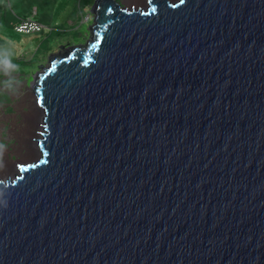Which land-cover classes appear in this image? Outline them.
I'll return each mask as SVG.
<instances>
[{"label": "water", "instance_id": "water-1", "mask_svg": "<svg viewBox=\"0 0 264 264\" xmlns=\"http://www.w3.org/2000/svg\"><path fill=\"white\" fill-rule=\"evenodd\" d=\"M98 2L32 78L0 264H264V0Z\"/></svg>", "mask_w": 264, "mask_h": 264}, {"label": "rangeland", "instance_id": "rangeland-1", "mask_svg": "<svg viewBox=\"0 0 264 264\" xmlns=\"http://www.w3.org/2000/svg\"><path fill=\"white\" fill-rule=\"evenodd\" d=\"M5 1L7 0H0V5ZM8 1L15 15L22 17L27 12L28 15L31 14L29 18L42 19L45 22L51 17V26L58 28L55 36L49 35L46 40L45 33L24 35L0 26V38L4 40L0 46V153L6 152V156L0 155V164L7 159L15 164L18 171L19 165L30 163L21 164L22 158L17 154L20 142L16 131L18 132L19 125H23V113L30 110L29 107L23 106L22 102L34 92L32 78L40 67L47 65L48 59L59 53L62 48L86 44L95 15L91 13L92 5L83 9L82 0ZM143 1L125 0V3L141 4ZM13 62L17 63L12 65ZM1 170L0 167V172ZM15 175L16 172L10 177ZM7 178L9 176L5 174L0 175V180Z\"/></svg>", "mask_w": 264, "mask_h": 264}, {"label": "bare ground", "instance_id": "bare-ground-1", "mask_svg": "<svg viewBox=\"0 0 264 264\" xmlns=\"http://www.w3.org/2000/svg\"><path fill=\"white\" fill-rule=\"evenodd\" d=\"M98 1L99 0H95L94 4L92 5L91 13L95 15V20L92 23L91 27L89 28L90 38L87 41V43L95 40L94 27L98 25V22L96 21L98 18L97 11L99 10ZM113 1L115 2V4L119 5L120 10H123L126 13H133L134 10L135 12H139V14L142 15L143 13L147 14L149 12V9L151 8V4L149 0H144L141 4L135 3L131 5L125 3V0H120L121 2L117 0H113ZM182 1L183 0H168V4L171 6H177ZM139 8H141L140 11ZM78 46L64 47L57 54L71 50ZM57 54H54L52 56H55ZM28 99L30 100L29 102ZM22 104L23 106L29 107L30 110L28 112L23 113V125H19L18 126L19 130L18 132L16 131L17 134L16 136L20 142V148L19 150H17V154H19L20 157L22 158L21 164L23 162L25 163L32 162L39 153L37 141H38V132L40 131V123H41L40 121L41 111L39 105L37 104V98L34 92H31L26 98H24ZM0 155L6 156V152H2L0 153ZM0 167L2 169L0 175L5 174L10 177L12 174H15V172L17 174V168L15 164L9 162L7 159L5 160L4 163L0 164Z\"/></svg>", "mask_w": 264, "mask_h": 264}, {"label": "trees", "instance_id": "trees-1", "mask_svg": "<svg viewBox=\"0 0 264 264\" xmlns=\"http://www.w3.org/2000/svg\"><path fill=\"white\" fill-rule=\"evenodd\" d=\"M95 2V0H82L81 1V4L83 5V9H85L87 6H91L93 5ZM12 9L13 7L10 5L9 6V1H5L4 3H2L0 5V11L3 12V17L0 18V26H3L5 27V29H8L10 31H14V26L16 24H18L20 21L22 20H26L29 18V16L31 15H28L27 12H26V15L24 16H17L15 15L13 12H12ZM38 13V12H37ZM51 17L49 18V20H47L48 22H45L44 20H40L38 19V21L40 23H42L43 25L45 24L46 27H48L50 29V31L48 33H45V39L47 40L48 37L50 36H55L54 34L57 33L58 31V28L57 27H52L50 26L52 24V21H51ZM2 28V27H0ZM15 32V31H14ZM50 35V36H49ZM4 43V40L3 38H0V46ZM22 60V59H20ZM15 63L17 62H13L12 65H15Z\"/></svg>", "mask_w": 264, "mask_h": 264}, {"label": "built area", "instance_id": "built-area-1", "mask_svg": "<svg viewBox=\"0 0 264 264\" xmlns=\"http://www.w3.org/2000/svg\"><path fill=\"white\" fill-rule=\"evenodd\" d=\"M14 31L24 35L43 34L50 31L48 27L40 23L38 20L28 18L20 21L14 26Z\"/></svg>", "mask_w": 264, "mask_h": 264}]
</instances>
